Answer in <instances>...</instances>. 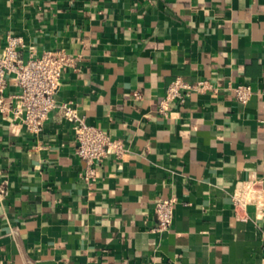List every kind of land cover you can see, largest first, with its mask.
Instances as JSON below:
<instances>
[{"label": "crops", "instance_id": "crops-1", "mask_svg": "<svg viewBox=\"0 0 264 264\" xmlns=\"http://www.w3.org/2000/svg\"><path fill=\"white\" fill-rule=\"evenodd\" d=\"M78 58L56 95L124 144L87 182L60 108L38 134L0 111V264H264V211L233 194L264 181V0H0V51ZM178 78L208 81L159 112ZM249 85L238 102L228 86ZM136 93L139 97H136ZM174 198L169 230L156 202Z\"/></svg>", "mask_w": 264, "mask_h": 264}, {"label": "built area", "instance_id": "built-area-1", "mask_svg": "<svg viewBox=\"0 0 264 264\" xmlns=\"http://www.w3.org/2000/svg\"><path fill=\"white\" fill-rule=\"evenodd\" d=\"M23 46L22 38L10 34L0 51V111H5L1 95L7 87L9 76H13L20 88V93L16 96L17 103L13 108V116L30 133H40L50 113L60 108L64 117L74 125L76 154L87 163L83 173L84 179L87 182L93 181L96 176V166L109 155L122 156L125 152L124 144L120 140H113L99 127L87 123L70 104L65 103L61 106L57 104L56 95L61 78L67 69L76 67L77 57L61 51H46L40 57L31 55L25 61L20 53ZM208 90L218 92V89L208 81L192 83L178 78L169 86L160 104L159 112L167 115L170 105L176 102L183 104L191 92ZM228 90L232 91L236 100L242 104H246L253 94L249 85H230ZM136 97H139L138 93ZM175 203L174 198L160 199L156 202L155 214L158 224L155 230L170 229ZM233 203L238 214L248 205L256 206L259 212L264 211V181L253 179L245 182L233 194Z\"/></svg>", "mask_w": 264, "mask_h": 264}]
</instances>
